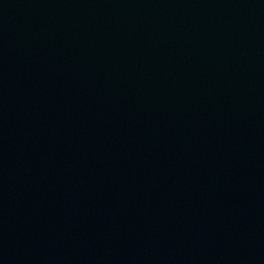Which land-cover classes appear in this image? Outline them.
Wrapping results in <instances>:
<instances>
[{
	"label": "water",
	"instance_id": "water-1",
	"mask_svg": "<svg viewBox=\"0 0 264 264\" xmlns=\"http://www.w3.org/2000/svg\"><path fill=\"white\" fill-rule=\"evenodd\" d=\"M262 239L264 0H0V264Z\"/></svg>",
	"mask_w": 264,
	"mask_h": 264
}]
</instances>
